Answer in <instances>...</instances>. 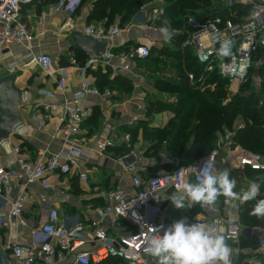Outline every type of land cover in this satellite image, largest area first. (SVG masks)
<instances>
[{
    "label": "built area",
    "instance_id": "1",
    "mask_svg": "<svg viewBox=\"0 0 264 264\" xmlns=\"http://www.w3.org/2000/svg\"><path fill=\"white\" fill-rule=\"evenodd\" d=\"M33 1L0 0V56L6 58L5 55L11 54L13 46L21 45L26 50L25 59L29 61L27 65H33L56 81L63 94V101L58 105L39 102L36 108L42 109L48 118L58 117L59 124L55 126V132L63 141L64 151L53 154L46 148H40L32 158H27L21 154V149L16 147L13 149L14 154L20 157L16 160L15 167H7L0 159V203L3 207H9L8 214L0 217V244L6 231L13 226L29 228L24 220V213L29 189L33 185L43 183L48 175L68 176L77 172L76 161L86 156L78 140L91 116L90 110L85 105L86 101L89 97L107 99L111 96L109 91L102 93L96 86L95 79L88 73L96 71L101 66L110 65L114 57L109 47L123 33L118 24L112 28L98 24L84 29L85 35L106 43L107 49L100 58L89 57L84 66L79 65L75 53L70 54L68 63L70 68L81 74V85L78 92L67 97L63 78L67 68L59 66L51 56L34 53V37L28 25L21 19L23 7ZM226 1L228 7H232L237 0ZM242 1L251 10L245 21L221 18L199 21L194 17H189L187 20L189 35L185 46L192 50L205 73H218L229 82L232 92L238 91L239 87L248 80L258 59H263L264 63V0ZM79 5L80 0H73L70 3L61 1L57 11L62 10L72 16ZM163 14L162 9H155L150 15L142 10L134 17L133 22L152 29ZM67 24L71 26L70 22ZM73 28L74 31L77 30V26ZM225 40L233 43L234 59L221 60L217 55V50ZM131 56L147 61L151 57L150 48L137 47ZM17 69L15 63L9 64L8 74H15ZM113 70L116 72L115 69ZM188 78L190 82H195L193 74H189ZM234 136V132L226 131L219 139L217 148L210 155L172 172H160L142 178L135 172L136 169L126 170L123 167L131 173L129 185L119 186L101 195L105 205L94 210L96 218L91 224L62 225L58 211L50 208L46 222L41 223L38 220L37 225L31 228L33 244L13 246L7 244L5 248L12 253L11 264H61L73 254L70 264H103L112 260L117 261L118 264H155V260L144 253L142 239L147 232V225L159 227L164 204L162 194L169 187L175 191L174 186H168L170 178L175 177L176 183H181L178 172L187 168L189 173L187 179L194 181L196 168L201 169L210 157L215 161V167L221 160L234 169L264 173V159L242 147L233 148ZM96 145L103 155L108 148L114 146V143L111 140L99 139ZM135 154L142 159L144 152ZM223 154H225L224 158ZM121 160L118 161L122 165ZM87 176V173L79 174L83 184L87 183ZM229 219L230 216L217 217L192 220L187 224L200 222L213 225L225 235L228 243L233 244H239L243 236H254L260 240L264 238L263 228L245 227L238 218L235 223H229ZM121 224L125 227L118 229ZM115 230L117 232H114Z\"/></svg>",
    "mask_w": 264,
    "mask_h": 264
},
{
    "label": "crops",
    "instance_id": "2",
    "mask_svg": "<svg viewBox=\"0 0 264 264\" xmlns=\"http://www.w3.org/2000/svg\"><path fill=\"white\" fill-rule=\"evenodd\" d=\"M61 1L70 3L73 0ZM236 3L244 5L242 0H237ZM215 4H219L224 8L228 7L226 0H218ZM58 5L59 2L47 4L45 0H34L25 9L23 7L21 19L28 25L29 31L34 37V53L51 56L55 62H58L59 66L67 68L63 78L65 83H68L66 96L71 97L79 91L81 85V74L70 68L68 63L72 52L75 53L76 58L78 56L71 46V31H74L73 26H77V30L83 32L85 28L96 26V24H89L88 21L89 13L92 10L91 3H87L72 16L65 11H57ZM159 5L160 7L156 9L163 10L164 5L161 2ZM143 11L147 15L152 13V11ZM68 22L71 26L67 24ZM116 24L119 25V22L117 21L109 28L114 27ZM119 28L123 30V33L109 47V51L114 58L110 65L101 66L98 69L104 73L109 72V78L112 82L117 77L126 78L132 83L131 90L129 93H121L119 90L105 89L102 91L98 88L102 93L109 91L111 96L107 99L100 97L88 98L85 105L91 113L89 120L92 119L90 123L85 124L81 135L78 137L86 156L76 161V173L68 176L48 175L43 183L33 185L29 189V197L24 213V220L28 223L29 228L13 226L6 231L0 244V264H11L12 253L5 248L7 244L12 246L15 244H33L31 228L37 225L38 220L41 223L46 222L50 208L58 211L60 224L62 225L91 224L96 218L94 210L101 207V204L105 205V200L101 198V195L119 186H127L130 183L131 173L127 172L118 161L123 157H115L110 151L122 143H128L131 130L141 128L139 127L141 124L147 123L152 128L153 126L162 128L169 121L170 118L166 122L163 120L162 113L153 115L152 119L148 118L150 116L148 106L151 103L148 97H152L156 89L148 82V73L144 66L146 61H142L136 56L132 57L131 54L134 49L140 46H147L150 50H161L167 40H171L174 36L171 35L170 38H165L161 28L155 26L152 29H147L135 24L133 21L124 28L120 26ZM41 32L43 35H39ZM183 45L184 49L182 48L181 52L187 48L185 46L186 42ZM25 54L26 50L23 46L15 45L11 48V54L7 53L5 55L6 58L0 56V71L4 72L0 77L8 74L9 64L15 63L18 66L14 74L16 77L15 84H18L19 87L17 86V88L28 95L24 104L19 107L21 124L24 129L23 134L12 136L7 147L0 143V159L7 167H15V162L20 157V155L14 154L13 149L16 147L21 149V154L27 158H32L40 148H46L53 154H60L64 151L63 141L59 134L55 132V126L59 124L58 117L51 116L48 118L42 109L36 108V104L39 102L49 105L60 104L63 101V94L56 81L44 75L40 70L39 72L42 74L40 78H33L32 73L26 78L25 75L28 71L35 67L27 65L29 61L25 59ZM85 56L87 60L90 57ZM179 61L182 64L181 59ZM88 74L93 78L91 71ZM96 117H98V120L93 124ZM99 139L111 140L114 146L108 148L102 155L96 145ZM144 151L145 148L142 145L134 150L137 154ZM222 156L224 158L225 154ZM141 160L146 161V167L136 169L135 172L142 178H147L150 175L151 168L156 164L153 161L144 160V156ZM163 164H167V161L165 160ZM216 168L217 170L227 169L229 175L231 170L242 174V177L246 174L245 170L234 169L221 160ZM81 173H87L88 175L86 184H83L79 179ZM234 178L235 176L230 179ZM173 191L169 187L162 194L164 204L162 215L159 218V227L163 226L161 233L178 220H184L188 223L197 220V218L198 220H204L231 217L233 215L239 219L238 206L233 207L229 204L225 207L220 204L218 210L212 209L213 206H200L199 210L195 211L196 205L191 208L177 209L170 199L164 198ZM8 211L9 207H3L0 203V217L6 216ZM124 227L121 224L118 229ZM261 228L264 229V225ZM114 232H117V230ZM228 244L233 250L232 264H264V238L260 240L254 236H243L239 244L230 242ZM73 257L74 254L61 264H70ZM103 264H107V262Z\"/></svg>",
    "mask_w": 264,
    "mask_h": 264
},
{
    "label": "trees",
    "instance_id": "3",
    "mask_svg": "<svg viewBox=\"0 0 264 264\" xmlns=\"http://www.w3.org/2000/svg\"><path fill=\"white\" fill-rule=\"evenodd\" d=\"M45 1L47 4L61 2V0ZM162 1L164 2V14L157 19L155 26L158 28L167 26L169 31L181 28L184 30L183 35H178L170 40L176 48L173 51L176 54L182 50L181 47L188 39L187 20L189 17H194L199 21L216 18L245 21L251 12L246 5L236 3L232 7L224 8L215 4L213 0H80L77 11L87 3H91L89 24H102L109 28L119 21V26L124 28L133 21L140 11H153L160 7L159 4ZM185 17L188 18L184 20ZM163 48L155 50L163 56ZM153 50H150L151 55ZM182 52L187 54H183L180 58L182 66L188 64V71L185 69L180 74L177 85H168L171 90L178 94L176 102L171 105L153 102L149 103L148 106L150 116L167 111L171 112L173 115L167 124L162 128H152L150 124L143 123L139 126L141 128L131 130V142L122 143L110 152L115 157L120 158L129 155L140 146L136 145L141 135L142 138L144 137L151 143V146L144 151V160L147 159L156 164L151 168L150 175L172 172L183 165L193 164L210 155L217 148V143L224 133L232 131L235 133L233 148L242 147L264 159V63L261 64L262 68L259 73V77L262 79L261 90L257 92L249 89L245 93L239 92L240 94L229 98L225 86L229 87L230 85L226 79L218 73H205L204 68L199 65L189 47ZM76 53L79 65L84 66L87 57L78 51ZM149 61L150 59L145 62V67L150 64ZM189 74L194 75V83L190 82ZM91 75L95 79L96 86L102 91L109 89L129 93L131 90L132 83L124 77H117L112 82L109 78V72L104 73L100 69L91 72ZM219 84L222 86L216 90L209 89L211 86H218ZM241 117H243L244 126H235ZM91 119L87 123H90ZM97 120L98 117L94 118L93 124ZM141 129L142 131H140ZM165 160L167 164H163ZM145 163L146 161L143 162V168L146 167ZM246 172L261 176L256 178V182L260 184V194L256 199L264 198L263 172L248 170ZM255 202V200L248 201L238 209L239 221L245 227L259 228L264 225V218L250 215ZM223 203H225L224 199L221 204L223 205ZM102 206L104 204H101ZM108 263L118 264L114 260Z\"/></svg>",
    "mask_w": 264,
    "mask_h": 264
},
{
    "label": "clouds",
    "instance_id": "4",
    "mask_svg": "<svg viewBox=\"0 0 264 264\" xmlns=\"http://www.w3.org/2000/svg\"><path fill=\"white\" fill-rule=\"evenodd\" d=\"M161 31L165 38H170L167 26L162 27ZM232 48L231 41H223L217 50L218 57L221 60L234 59ZM178 173L182 182L177 184L175 177L170 178L168 186H174L175 191L164 197L170 199L177 209L195 205L213 206L220 197H224V202L233 207L238 206L235 202L255 200L250 215L264 218V198L256 199L260 194V184L252 181L247 189L237 191V180L229 178L227 169L217 170L211 157L201 169L196 168L194 181L187 179V168ZM236 219L233 215L228 222L235 223ZM147 226L142 239L143 251L155 260V264H232L233 250L225 235L213 225L200 222L189 225L184 220H178L165 229L162 235L163 226Z\"/></svg>",
    "mask_w": 264,
    "mask_h": 264
},
{
    "label": "rangeland",
    "instance_id": "5",
    "mask_svg": "<svg viewBox=\"0 0 264 264\" xmlns=\"http://www.w3.org/2000/svg\"><path fill=\"white\" fill-rule=\"evenodd\" d=\"M214 3H217L218 0H213ZM164 5V2H161ZM188 18L185 17L184 20ZM129 25V24H128ZM185 25V24H184ZM171 35H173L174 37H176L177 35H183L184 30L183 28L175 30V31H170ZM184 49V45L182 46ZM181 47V49H182ZM153 50V49H152ZM176 48L174 46V44L172 45L170 43V39L167 40L164 48H163V56L161 57L160 53L158 51H156L155 49L152 52L150 61L145 69L147 70L148 73V82L149 84H151L152 87L155 86V91L153 92V96L152 97H148L149 98V102L153 103L156 102L158 104H164V105H168L169 103H175L176 102V97H177V93L173 90H171V88L168 85H177L179 83L180 80V74L182 72L188 71V64H186L184 67L182 66V64H180L179 59L181 58V56L187 55L186 52H177V54L173 51H175ZM263 59H258L256 62L255 67L253 68L248 80L241 86L239 87V90L236 92H232L230 91V87H226V91L228 93V97L232 98L233 96L237 95L239 92L240 93H245L247 92L249 89H253L254 91H260L262 88V79L259 77V73L261 71V64ZM156 72V73H154ZM32 73V77L33 78H40L41 77V73L39 72V70L37 71L36 68H32L28 71V73L25 75L26 78ZM4 74L3 71H0V76ZM25 80V78H24ZM31 83V81H30ZM16 86L19 87V85L17 84ZM222 85H218V86H211L209 89H211L212 91L216 90L217 88H219ZM66 87H68V83L66 84ZM247 89V90H246ZM239 93V94H240ZM163 114V120L166 122L168 121V119L173 115L171 112L167 111L162 113ZM148 118L152 119V116H149ZM152 121V120H150ZM151 123V122H150ZM243 124V117L239 118L235 124L236 125H241ZM154 125V124H153ZM153 128H155L153 126ZM128 141H132L131 136L130 139ZM142 145L145 149H148L151 146V143L144 139V137L142 138V136H139V140L136 146ZM157 163V161H156ZM246 172V170H245ZM249 173V174H248ZM234 179L237 180V191H240L241 189H247L248 185L250 182L252 181H256L257 177H261L260 175L255 176V174H252L250 172H246V174L244 175V177H242V174L236 173V171L231 170L230 171V175L229 177H234ZM224 197H220L217 201V203L215 205H213L212 209H216L218 210L220 208V204L222 203ZM238 203V204H237ZM236 204L238 205V209L240 206L244 205L245 203H239L236 202ZM228 204L223 203V207L227 206ZM200 208V205H196V207L194 208L195 211H198Z\"/></svg>",
    "mask_w": 264,
    "mask_h": 264
},
{
    "label": "water",
    "instance_id": "6",
    "mask_svg": "<svg viewBox=\"0 0 264 264\" xmlns=\"http://www.w3.org/2000/svg\"><path fill=\"white\" fill-rule=\"evenodd\" d=\"M71 41L75 51L87 56L100 58L106 53V43L97 41L81 31H71ZM15 78L12 73L0 77V143L5 147L13 135L18 136L24 132L19 107L24 104L28 95L17 88ZM121 163L126 170L143 168V161L135 153L123 157Z\"/></svg>",
    "mask_w": 264,
    "mask_h": 264
}]
</instances>
